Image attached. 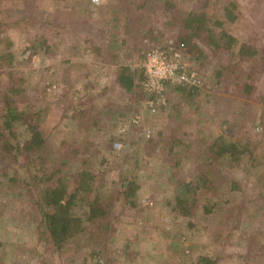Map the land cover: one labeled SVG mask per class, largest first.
<instances>
[{"label": "rangeland", "instance_id": "1", "mask_svg": "<svg viewBox=\"0 0 264 264\" xmlns=\"http://www.w3.org/2000/svg\"><path fill=\"white\" fill-rule=\"evenodd\" d=\"M67 1L0 0V25L16 19L22 10L20 26L4 27L0 32V58L3 55L12 58L11 62L0 59L3 67L0 81L5 84V73L11 71L22 81H19L22 92L18 108L33 116L32 123L41 131L47 171L60 170L73 189L84 180L92 196L98 197L103 206L111 201L106 220H112L113 224L103 239L100 226L104 228L105 219L99 217L87 222L88 207L77 202L74 212L83 220L85 232L59 253L40 245L36 231L38 216L30 199L35 198V193L29 196L27 192L23 158H17L18 164L11 157L0 159V174L7 175L0 180L3 263L197 264L199 258L205 257L215 259V264H264V186L255 185L264 178V169H259L256 178L246 175V170L250 172L247 160L217 166L214 182L222 177L227 179V183L223 180L224 192L199 194L192 214L181 217L167 205L171 195L170 178L175 181L177 177L161 160V154L154 152L155 147L145 146L147 140L159 144L160 139L168 140L172 134L181 139L194 138L199 127L198 130H203L198 139H204L200 137L207 133L213 137L224 133L229 140L245 141L249 149L256 145L264 148V0H146L149 3L146 9L151 11L144 18L139 9L143 0H119L132 24L135 14L140 12L142 31L137 34L144 38L152 34L151 42L148 38L147 42L143 40L145 50L173 41L180 27V16L184 18L193 10L205 13L208 20L227 24L225 33L235 39L228 51L214 50L199 42L201 53L186 54L189 65L202 74L207 88L193 109L189 108L190 101L186 98L182 104L179 102L180 106L176 105L178 99L172 94L170 102L166 97L168 108L156 113L148 110L146 96L140 88L137 93L128 94L117 86L116 75L121 66L128 65L127 60L112 58L115 55L112 49L106 55L92 50L94 40L98 39L96 28H79L89 23L90 15L84 11L83 0H72L71 4ZM161 1L170 2L169 11L162 9ZM228 3L235 5L233 22L225 21L222 13ZM57 8L62 14L73 13L65 14L62 19L63 24L75 25L72 27L76 31L67 32L64 37L65 41L75 44L70 51L72 59L67 46L63 52L60 45L55 47L58 20H53L56 17L53 11ZM43 9L45 13L39 14ZM112 12L118 16L119 6ZM101 14V18L105 17L103 11ZM107 18L101 22L111 31L113 21ZM103 38L114 41L113 37ZM108 44V47L114 45ZM243 44L252 47L251 58L241 60L237 55ZM245 83L253 91L242 89ZM195 108L198 118L193 113ZM4 113L0 105V133L14 147H21L30 132L25 125L16 123L12 133L4 130L1 119ZM181 114H185L184 119L190 125L182 120ZM158 132L161 137L157 136ZM175 152L178 154L174 158L181 162L180 171L193 180L194 169L186 161V154L181 147H176ZM123 176L135 179L139 186L135 207H127L121 199H115ZM230 184L239 189L230 191ZM82 196L90 203L84 193ZM213 203H217L213 212L205 214L203 206L210 207ZM239 205L242 210L237 211L235 208ZM254 209L257 210L251 214L252 219L247 218V210ZM96 238L98 242L94 243Z\"/></svg>", "mask_w": 264, "mask_h": 264}, {"label": "trees", "instance_id": "2", "mask_svg": "<svg viewBox=\"0 0 264 264\" xmlns=\"http://www.w3.org/2000/svg\"><path fill=\"white\" fill-rule=\"evenodd\" d=\"M143 1L144 4H142V6H147L149 4L148 1ZM159 5L162 6V9L165 12L169 11L172 6L168 1H161L159 2ZM153 6L156 7L157 5L153 4ZM234 8L235 5L232 3H228L222 8L225 21H235L232 12ZM19 12L20 15L16 19H12L9 23L6 22L5 24L2 23L0 25V32L4 27L16 29L20 26L18 24L22 19V10ZM30 21L33 20L30 19ZM224 27L228 26L227 24L224 25L222 21L208 20L205 17V13H202L199 10H193L188 12L186 16L181 19L180 27L175 32L174 40L170 42L174 48L182 50L183 53L189 55L194 54L195 52V54L201 53L200 48L198 47L199 42L203 43L206 47H213L214 50L222 49L228 51L235 43V39L225 33ZM142 37L141 40H139L141 42L133 46V54L137 57L135 61H138L139 59L142 60L147 51L145 50V41L143 42L142 40L148 38V41H150L153 36L152 34H149L146 38L143 37L144 39ZM215 37H217V39ZM168 43L169 42L164 43L161 47H167ZM251 51V46L243 44L239 46L237 55L241 60L248 59L254 55V52ZM0 59H6L9 62L12 60L10 55H3ZM2 68L3 67H0V73ZM14 76L15 75L12 71L6 72L5 84L0 81L3 88L0 92V105L4 107L5 111L4 115H1L2 126L4 130H9L11 132L15 123L25 125L30 132V137L21 147H14L10 141L6 139L4 133H0V159L1 161H3L4 158L9 160L8 158L11 157L12 161L17 163L18 157L23 158L22 169L28 180L27 192L29 193V196H31V192L35 193V198L30 197V199L32 200V205L36 209L38 216L36 224L38 243L40 245L43 244L46 247H52L54 252L59 253L69 248L71 241L85 232L86 227L83 220L74 212L77 202H83L88 207L87 222H92L99 217L105 219L103 220L106 222L105 226L104 228L103 225L100 226V231L101 235H103V239H106L113 224L112 220H106L109 215L111 201L103 206V203L98 201V197L92 196L91 188L84 180H80L77 187L73 189L72 185H70V181L67 180V176H64L60 170H57L56 172L47 171L48 168L44 166L46 165L44 158V153H46L45 141L38 126L32 123L35 118L31 115L29 117V115L24 111H20L18 108L22 92L19 86L22 81ZM217 77H219V73H217ZM144 80L145 74L142 69L131 71L127 67H121L118 70L115 82L121 90L123 89L128 94H131L135 92L137 93L138 88L141 89V84ZM206 87V81L203 82L201 88L189 85H167L165 96L167 97L168 102H170V95H175L178 99L176 105H179V102L182 104V102L188 100L190 101L188 102L189 108L193 109L195 103L200 99V89ZM242 89H245L248 92L253 91V87L247 83L242 85ZM184 98H186V100H184ZM168 105L166 108H168ZM174 106L173 108H176ZM158 108L159 112L165 110V108L162 107ZM194 110L196 111L197 109L195 108ZM193 113L195 112L193 111ZM34 117H37V115H34ZM184 117L185 114H181L182 120L187 125H190V121H186ZM199 120L198 126L199 123H201V119ZM225 122L228 123L227 121ZM198 128L199 127H197V133L199 136V133H201L203 129L198 130ZM157 136L161 137V132H158ZM198 136L194 138L184 136L185 138L181 139L174 137L172 134L168 140L160 139L159 144L151 139L147 140L145 143V146L148 149L155 147L154 152L161 154V160L172 169V173L177 177V180L175 181H172L170 178L172 186L170 192L171 195L167 205L173 210L174 214L181 217H189L192 214V209L195 208V205L198 202L197 197L199 194H202L203 192H224L226 185L224 184V181L227 179L222 177L218 182H214L217 173L215 168H217V166H230L232 161L238 162L240 160H247L246 162L249 164L250 172H247L246 170V175L250 174L256 176V178L260 172L259 169H264V148L262 146L256 145L249 149V144L245 141H236L233 138H231L232 140H229L227 139L228 135L224 133L217 137H213L210 133H207L205 136L200 137L204 139H198ZM176 147H181L183 153L186 154V161L191 164V169H194L193 180L187 179V177H185L180 171L181 162L179 161V158H174L175 155L177 156L178 154L175 152ZM178 152L181 153V151ZM6 177L7 175L5 173L0 174V180ZM119 183L120 184L116 189L115 199H121L127 207H135L136 193L139 189L135 179L123 176L120 177ZM225 183H227V181H225ZM260 184L264 186V178L255 183L256 186L261 187ZM230 185V191L232 192L239 189L234 184ZM83 193L86 198H89L90 203H88V201L82 196ZM209 206L210 207L203 206L205 214L212 213L213 209L217 206V203L210 204ZM241 206L242 205H239V207L237 206L238 208L235 209L237 211L242 210ZM256 210L257 209H254L252 212L247 210L249 214H247L246 217L252 219L251 214L256 213ZM239 221L240 220H236V222ZM96 240L97 238L94 243ZM215 261V259L212 260L201 257L197 261V264H215ZM0 264H5L3 263L1 254Z\"/></svg>", "mask_w": 264, "mask_h": 264}, {"label": "crops", "instance_id": "3", "mask_svg": "<svg viewBox=\"0 0 264 264\" xmlns=\"http://www.w3.org/2000/svg\"><path fill=\"white\" fill-rule=\"evenodd\" d=\"M106 3L105 5H102V6H98V7H94L92 5H90L89 3V0H83L81 4L84 5V8H85V13L86 15H90L88 16L89 17V23L87 24H82L79 28L85 26L87 28H91V27H95L96 30L95 32H97V41L94 40V48L92 50H98L100 51L101 53L103 52V54L106 55L107 53V50H110L112 49L113 50V53L115 55H112V58H114L115 56L117 58H120V59H126L127 60V64L128 65H124V66H121V67H127L129 68L131 71H134L135 69H138L137 66L138 64L142 61L141 59H139L138 61H135V59L137 57L133 56V46L137 43H140L141 41H139L138 39L141 38L143 35L141 34H137V33H141V21L139 20V15H140V12L135 14V18H134V22L133 24L131 22H129V18L128 16L125 14V6L123 5V3H121L120 1L122 0H105ZM72 0H68L66 3L67 4H71ZM120 3V5H119ZM117 6H119V15H115L112 11L114 8H116ZM142 5H139V9L143 11V14H142V17H146L147 16V13H150L149 11H151L150 9H146V5H143L142 8L141 7ZM55 11H53L54 14H56V17L53 18V20L57 21V29H56V33H55V37L57 38V44L54 42L55 47L57 45H60V51H65L64 47L67 46L68 48V51L69 52V57L72 59L74 56L73 54L70 52L72 50H74V43H71L69 41L71 40H68V41H65L64 37L65 34L67 32H70V31H76L74 30L75 28L72 27V25L74 24H63V17L65 16V14L67 15H71L73 14L72 12L68 11V12H65L62 14V11H58V8L57 9H54ZM63 10V9H61ZM104 12L105 14V17L103 15V21L105 20H108L107 17H109L111 19V21H113L111 24V31H110V28L107 27V26H103V21L101 22L102 18V14L101 12ZM43 12V13H42ZM42 12H38L39 14H44L45 13V10L43 9ZM62 16V17H61ZM107 16V17H106ZM154 18V17H153ZM183 17L180 16V20H179V24L181 23V19ZM101 22V24L99 23ZM56 23V22H55ZM54 23V25H55ZM99 23V27L96 26V24ZM114 24V25H113ZM55 25V26H56ZM115 25H116V28H115ZM134 25V27H133ZM75 26V25H74ZM137 27H138V30H137ZM94 28V29H95ZM105 29V30H103ZM63 30V31H62ZM93 31V29L91 30ZM137 31V32H136ZM54 34V33H53ZM155 34V33H154ZM104 36H109V37H113L114 41H112L111 39H108V41L106 39H104L103 37ZM135 39H136V43L134 44L135 42ZM141 40V39H140ZM143 41V40H142ZM146 42V40H145ZM67 43V44H66ZM108 43L110 44H114L112 45L111 47H108ZM53 44V43H52ZM90 46H92L90 44ZM54 47V46H53ZM90 50H91V47H90ZM125 51H127V54H124ZM131 61V63H130ZM113 64H116V62H112V65ZM120 65H117L116 67H118ZM207 88V87H206ZM206 88H203V89H200L201 93L203 90H205ZM194 116H199V114L197 115V110L195 111L194 113ZM220 134H216L214 136H219Z\"/></svg>", "mask_w": 264, "mask_h": 264}, {"label": "built area", "instance_id": "4", "mask_svg": "<svg viewBox=\"0 0 264 264\" xmlns=\"http://www.w3.org/2000/svg\"><path fill=\"white\" fill-rule=\"evenodd\" d=\"M104 2L106 1L89 0L90 5L94 7L101 6ZM188 62L186 54L174 48L171 42L167 47L154 46L146 51L137 68L142 69L145 74L141 90L146 96L145 103L150 113H156L158 107H167V85L201 88L205 79ZM133 122L137 123V120ZM149 136L146 135L147 138Z\"/></svg>", "mask_w": 264, "mask_h": 264}]
</instances>
